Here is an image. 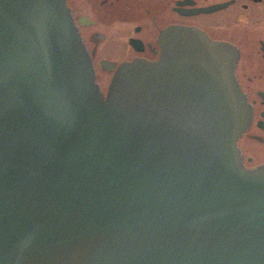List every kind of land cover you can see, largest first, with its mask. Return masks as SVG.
<instances>
[{"label": "water", "instance_id": "obj_1", "mask_svg": "<svg viewBox=\"0 0 264 264\" xmlns=\"http://www.w3.org/2000/svg\"><path fill=\"white\" fill-rule=\"evenodd\" d=\"M158 42L104 94L66 0H0V264H264L234 54Z\"/></svg>", "mask_w": 264, "mask_h": 264}, {"label": "flooded vegetation", "instance_id": "obj_2", "mask_svg": "<svg viewBox=\"0 0 264 264\" xmlns=\"http://www.w3.org/2000/svg\"><path fill=\"white\" fill-rule=\"evenodd\" d=\"M66 1L104 94L121 63L158 58L167 27H193L226 44L251 111L236 144L246 168L264 165V0Z\"/></svg>", "mask_w": 264, "mask_h": 264}, {"label": "rangeland", "instance_id": "obj_3", "mask_svg": "<svg viewBox=\"0 0 264 264\" xmlns=\"http://www.w3.org/2000/svg\"><path fill=\"white\" fill-rule=\"evenodd\" d=\"M104 90H105V88H104Z\"/></svg>", "mask_w": 264, "mask_h": 264}]
</instances>
